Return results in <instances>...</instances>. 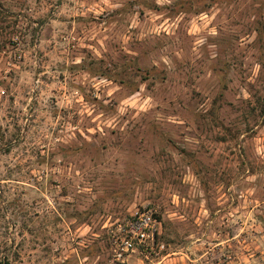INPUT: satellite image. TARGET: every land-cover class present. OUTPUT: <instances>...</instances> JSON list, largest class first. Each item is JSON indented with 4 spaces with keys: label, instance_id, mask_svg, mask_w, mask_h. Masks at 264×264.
Returning a JSON list of instances; mask_svg holds the SVG:
<instances>
[{
    "label": "rangeland",
    "instance_id": "1",
    "mask_svg": "<svg viewBox=\"0 0 264 264\" xmlns=\"http://www.w3.org/2000/svg\"><path fill=\"white\" fill-rule=\"evenodd\" d=\"M141 211L160 264H264V0H0V264H153Z\"/></svg>",
    "mask_w": 264,
    "mask_h": 264
},
{
    "label": "built area",
    "instance_id": "2",
    "mask_svg": "<svg viewBox=\"0 0 264 264\" xmlns=\"http://www.w3.org/2000/svg\"><path fill=\"white\" fill-rule=\"evenodd\" d=\"M112 258L123 261L130 254H139L153 264H160L165 243L161 239V223L150 211H141L119 221L109 232Z\"/></svg>",
    "mask_w": 264,
    "mask_h": 264
},
{
    "label": "crops",
    "instance_id": "3",
    "mask_svg": "<svg viewBox=\"0 0 264 264\" xmlns=\"http://www.w3.org/2000/svg\"><path fill=\"white\" fill-rule=\"evenodd\" d=\"M131 255H133V254H130L129 256H126L123 261H129L130 257H132ZM138 258H139V260L142 261L141 257L138 256Z\"/></svg>",
    "mask_w": 264,
    "mask_h": 264
},
{
    "label": "trees",
    "instance_id": "4",
    "mask_svg": "<svg viewBox=\"0 0 264 264\" xmlns=\"http://www.w3.org/2000/svg\"><path fill=\"white\" fill-rule=\"evenodd\" d=\"M3 264H8V262L6 261V262H4Z\"/></svg>",
    "mask_w": 264,
    "mask_h": 264
}]
</instances>
